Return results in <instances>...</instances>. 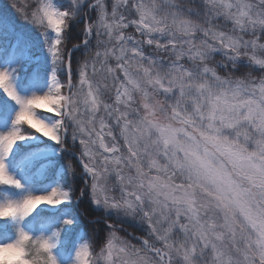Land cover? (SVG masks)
I'll use <instances>...</instances> for the list:
<instances>
[{
  "label": "snow or ice",
  "instance_id": "snow-or-ice-1",
  "mask_svg": "<svg viewBox=\"0 0 264 264\" xmlns=\"http://www.w3.org/2000/svg\"><path fill=\"white\" fill-rule=\"evenodd\" d=\"M22 7L0 13V186L13 161L65 183L0 200V226L86 197L72 264H264V0ZM61 232L17 225L0 264H59Z\"/></svg>",
  "mask_w": 264,
  "mask_h": 264
},
{
  "label": "trees",
  "instance_id": "trees-1",
  "mask_svg": "<svg viewBox=\"0 0 264 264\" xmlns=\"http://www.w3.org/2000/svg\"><path fill=\"white\" fill-rule=\"evenodd\" d=\"M27 3L28 0H0V13H11L18 8L24 10L22 6L26 5ZM21 23H23V21H21ZM33 35L35 38V34ZM73 42L75 43L78 41L74 39ZM38 54H42V53L38 51ZM34 68L35 66L33 65L28 69L25 75L26 83L30 78ZM16 162L18 161H13L12 164L15 165ZM26 177L28 180L31 181L32 179H36L37 175L27 171ZM52 182L53 181L51 179L44 178L43 180H35L33 182L34 186L33 185L30 186L36 189H48L51 186ZM60 182L62 185H64L65 183L64 179L61 177H60ZM67 214L70 216V219L73 222L70 224L68 228V232L65 239L62 238V241L59 246L60 253L61 255H63V258L73 250L75 240L80 234L85 239H88L91 234V225L89 224V218H95L96 216L99 215V213L97 209H95L93 206L89 204L88 199L85 197L80 201V203H77L75 201L66 202L63 205H60V207L56 211L43 209L36 214V216L32 220V223L30 224V232H32L34 235H38L40 234L41 229L43 227H52V226L63 227L65 225L63 224V221ZM113 218L115 217L113 216ZM99 227L101 228V230H103V228L106 226L101 222ZM16 230H17V225L8 224L7 228L0 226V243L14 239L16 236ZM101 234H103L102 231ZM120 235H123V233H120Z\"/></svg>",
  "mask_w": 264,
  "mask_h": 264
},
{
  "label": "rangeland",
  "instance_id": "rangeland-1",
  "mask_svg": "<svg viewBox=\"0 0 264 264\" xmlns=\"http://www.w3.org/2000/svg\"><path fill=\"white\" fill-rule=\"evenodd\" d=\"M18 90L21 92V94L23 95H27L30 94V92L32 91V89L30 87H25L24 85H20L18 84ZM40 90V89H38ZM14 104V102H13ZM16 108H18V105H16ZM14 111L15 109L12 110V112L9 114L7 120H0V131H7L11 126H12V119L14 118ZM25 142L20 141L18 142L17 147L20 144H24ZM17 153V148L14 147L13 152L9 154L8 159L12 160L11 158ZM9 171L15 175L18 179L21 180V187L20 188H15V187H9V186H0V200H3L5 198H12V199H22L25 195L32 193V194H43L40 192H47L50 191L52 187H56L57 184L63 186L60 182V177H57V179L55 181L52 182L51 186L48 189H36L33 188L30 185L34 186V181L35 180H43V177H40L37 175L36 179H32L31 181L27 179L26 177V173L27 170L24 168L23 164L21 162H16L15 165H13L12 163H10L9 165ZM57 173H60V169L57 168ZM33 181V182H32ZM37 187V186H35ZM36 189V190H35ZM7 193V195H6ZM60 207V205L58 206H51V205H46V204H42L40 205V207L33 212L29 217L24 218L22 221H17V220H12L11 218L8 221L9 225H19L21 227H23L26 231L30 232V221L32 220L31 218L34 217L35 214L39 213L41 210L45 209V210H51V211H56L58 208ZM114 216V214H112ZM65 218H69L70 216L67 214ZM70 224L64 225L62 227V232H61V240L60 242L57 244L56 248L53 250L58 261L59 264H72L73 258H74V253H75V248L78 246V244L82 241L85 240L84 238L81 237V235H79L74 243V247L73 250L67 254L64 258L63 255H61L60 253V243L62 241V238L65 239L67 232H68V228H69ZM55 228V226H52V228H48L45 227L41 230V233L44 234H48L50 233L53 229Z\"/></svg>",
  "mask_w": 264,
  "mask_h": 264
}]
</instances>
